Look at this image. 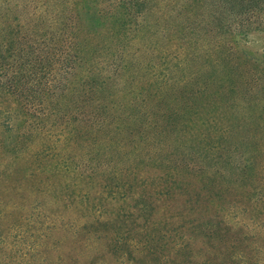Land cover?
<instances>
[{
    "label": "rangeland",
    "instance_id": "1",
    "mask_svg": "<svg viewBox=\"0 0 264 264\" xmlns=\"http://www.w3.org/2000/svg\"><path fill=\"white\" fill-rule=\"evenodd\" d=\"M146 2L145 39L130 41L125 70L90 62L102 89L76 102L104 126L36 120L0 92V258L11 264H51L53 227L93 216L114 219L87 230L97 237L156 240L137 264H264V86L252 62L264 60V0ZM81 7L0 0V42L17 49ZM142 200L152 204L142 220L123 223L120 209Z\"/></svg>",
    "mask_w": 264,
    "mask_h": 264
},
{
    "label": "trees",
    "instance_id": "2",
    "mask_svg": "<svg viewBox=\"0 0 264 264\" xmlns=\"http://www.w3.org/2000/svg\"><path fill=\"white\" fill-rule=\"evenodd\" d=\"M77 1H81L82 4L77 13L74 16L54 14L55 18L50 17L47 24L49 27L46 29L48 31L44 35L37 34V38H30L24 33L21 37V40L24 38V42L18 44L14 50L0 42V92L5 91L16 96L23 104L25 114H35L36 120L54 114V120L60 121L59 126L63 123L69 128L75 127L79 130L82 126L93 128L105 125V120L99 112L94 114L79 112L76 104L78 98L91 100L97 89H102L104 81L98 83L97 80H104L100 77L104 70L92 66L90 62L108 58L115 67L113 69L115 75L125 70V65L129 63L130 41L137 38L139 41L145 39L138 36L144 30L147 2ZM38 10L39 7H36L35 16L40 18L45 12ZM226 11L238 17L239 21L242 19L247 25L249 20H244L245 18L239 16L240 13ZM215 27L222 28L220 24ZM229 27L231 28V25ZM252 62L261 66V70L257 68L255 77L252 75V78H255L254 87H260V82H263L264 86V60L255 58ZM206 90L207 88H202V91ZM94 102H97V99ZM85 103H81V106L85 107ZM71 105H74L71 110L79 115L66 110ZM119 119L122 123L127 121V118ZM85 166L88 165L81 163L80 169L85 171ZM77 191L78 194L81 193ZM151 206L152 204L142 200L140 206L122 207L120 210L125 214L123 223L128 218L131 223H136L138 219L142 220ZM127 208L130 209L129 212H126ZM154 215L156 214H153V217ZM113 220L106 216H93L83 225L71 223L67 226L53 227L57 245L50 259L51 264H137L139 257L144 258L141 255L142 249L156 242L150 234H145L142 240L137 241L125 238V232L122 231L120 232L122 234L116 233L111 237H97L94 231H87L95 225L103 226L104 222L110 223ZM160 247L165 248V245ZM175 248V242H172V253L175 252ZM9 263V260L0 258V264Z\"/></svg>",
    "mask_w": 264,
    "mask_h": 264
}]
</instances>
